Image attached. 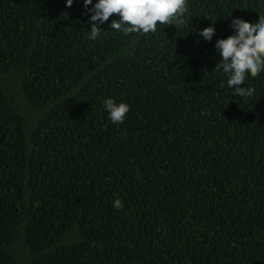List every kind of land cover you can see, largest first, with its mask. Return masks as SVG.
Listing matches in <instances>:
<instances>
[{"label":"trees","instance_id":"1","mask_svg":"<svg viewBox=\"0 0 264 264\" xmlns=\"http://www.w3.org/2000/svg\"><path fill=\"white\" fill-rule=\"evenodd\" d=\"M185 16L91 41L83 0H0V264H264V72L243 100L214 72L264 0Z\"/></svg>","mask_w":264,"mask_h":264},{"label":"clouds","instance_id":"2","mask_svg":"<svg viewBox=\"0 0 264 264\" xmlns=\"http://www.w3.org/2000/svg\"><path fill=\"white\" fill-rule=\"evenodd\" d=\"M74 0H66V7H71ZM91 6V7H89ZM83 8L88 15L91 30L87 39L96 41L104 31L101 27L117 14L108 25L111 30L120 31L123 35H144L157 31V25L186 24L187 0H83ZM214 25V24H213ZM230 29L234 33L225 39L215 42V49L220 59L214 72H222L227 77V86L236 98L246 99L252 96L255 88L244 87L249 77H256L264 72V17L257 23L236 18L232 19ZM198 35L206 42H211L216 35L214 26L200 30ZM103 108L108 119L115 125L124 122L130 111L128 104L117 103L113 98L103 101ZM112 207L123 209L120 199H114Z\"/></svg>","mask_w":264,"mask_h":264}]
</instances>
